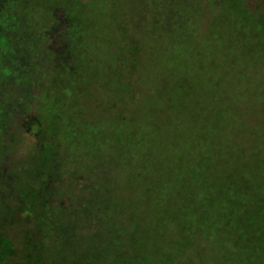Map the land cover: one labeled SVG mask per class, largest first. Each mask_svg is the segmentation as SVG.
<instances>
[{
	"label": "rangeland",
	"instance_id": "374dc122",
	"mask_svg": "<svg viewBox=\"0 0 264 264\" xmlns=\"http://www.w3.org/2000/svg\"><path fill=\"white\" fill-rule=\"evenodd\" d=\"M132 2L140 6V25L159 15L153 24L163 39L176 35L169 30L175 16L179 23L191 19L180 29L186 33L181 39L184 48L203 47L197 54L205 50V35L225 5L224 0H161L160 5L130 0L129 5ZM240 2L254 25H262L260 33L250 25L245 32L250 34L240 40L249 46L258 43L251 48L263 56L256 58L243 47L246 54L241 57L247 64L240 67V81H233L235 109L219 128L218 147L208 158L204 149H192L188 158L176 159L188 143L182 136L190 131L166 117L173 123L161 124L158 132L162 138L155 148L161 167L156 171L149 157L69 146L58 129L29 133L36 115L45 119L71 89L77 92L71 99L78 117L100 119L99 108H90H95L93 90L81 92L90 82L85 64L99 57L84 45L89 25L95 20L101 24L100 0H74L73 18L66 16L67 6L56 1L42 3L40 10L34 2L23 1L15 6L14 17L9 0H0V241L14 245L12 260L25 253L24 235L44 239L25 257L36 264H217L227 253V264H234L245 246L258 244L264 252V0ZM190 32L195 36L187 42ZM221 35L229 36L226 31ZM184 48H166L169 56L164 52L146 73L138 68L131 82L132 110L145 109L153 83L161 79L156 74L177 76L191 69L189 62L182 64ZM172 54L176 58H170ZM103 109L117 115L114 107ZM199 164L204 181L197 178ZM202 197L211 201L205 212L218 222L215 231L204 232L188 217L199 209Z\"/></svg>",
	"mask_w": 264,
	"mask_h": 264
},
{
	"label": "trees",
	"instance_id": "16d2710c",
	"mask_svg": "<svg viewBox=\"0 0 264 264\" xmlns=\"http://www.w3.org/2000/svg\"><path fill=\"white\" fill-rule=\"evenodd\" d=\"M23 1L34 2L35 6H32L37 10H40L39 7L44 3L56 1L58 4L67 6L65 8L66 16L73 18L71 8L74 6H71L70 3H73L74 0H9L12 16L17 15L15 6L18 7ZM152 1L158 5L161 4V0ZM171 2L173 3V1ZM238 2L239 0H224L225 5L223 4L224 6L220 8V16L212 24L214 31H208L205 35V50L203 53L197 54L203 47L189 45L184 48L183 39H181V33L182 35L186 33L180 29L191 19L186 18L179 23L180 20L178 21L176 16L173 17L175 23L169 30L173 29L177 33L163 39L159 33H155L153 24L154 22L158 23L159 15L155 16V21H144L140 25V6L137 2H132L130 6V0H100L98 11L102 16L101 24L95 20L93 24L89 25L91 30L88 31V40L84 45L99 57L97 58L96 55L91 59V62L85 64L88 68L87 81L92 83H86L87 90L82 89L81 91L88 93L90 89L93 90L95 108H90L94 110L99 108L97 111L101 116L100 119L93 116L87 120L78 117L80 112H78L77 104L71 99L77 92L71 89L64 92L65 98L62 105L59 102L58 106L47 113L45 119L36 115L29 123V133L38 135L45 132L47 128L58 129L60 136L69 146L76 145L77 148H87L91 152H98L99 149H112L113 152H116L115 155L121 157L124 152H130L137 158L149 157L148 159L153 160L152 168L159 171L161 156H157L159 152L156 151L155 145L162 137L158 132L161 129V124L169 122L166 117L172 116L173 120L181 122V128L190 131V134L182 136L188 137V143L180 139L179 142L185 143V145L182 148V153L179 157L176 156V159L188 158L192 149H204L206 158L210 157L213 150L218 147L219 128L225 127L229 111L235 109L236 94H233L235 85L233 81L236 83L238 79L240 81L241 72H243L240 67H245L244 64H247L245 58L241 57L246 54L243 47L246 48L247 53L251 51L256 58L263 56L261 51L257 53L256 49L252 50L251 48L258 43L248 42L251 43L249 46L246 44L247 40L245 42L240 40V36L250 34L245 32L250 25H254V22L245 12L243 3ZM258 23L257 27L256 24L254 25L253 30L260 33L262 25L259 26ZM95 29L96 34H93L92 31ZM225 31L232 37L231 39H227L229 36L226 38L221 35ZM194 34V32H190L187 35V42L195 36ZM214 42H218L219 45L215 46ZM178 46L181 49L184 48L186 60L182 64L186 61L189 62L191 69L180 70L177 76L173 73H167L165 76L163 74L160 76L161 73L156 74L161 79L160 82L157 80L153 83L152 98L147 100V106L141 111L140 109H143L141 106L138 108L139 111L132 110L131 103H134L135 96L131 82H133L134 73L138 71V68L145 70L146 73L154 60L164 57V52L169 56V51H166V48H177ZM231 51L239 52L240 56H230L229 52ZM176 53L183 56L179 52ZM170 58L176 57L172 54ZM205 63L208 64L206 68L203 67ZM124 73H128L126 80ZM112 107L117 109L118 116L116 114L109 116V112H105L103 109L112 110ZM101 110L102 113L104 112L103 115H101ZM207 131L210 132V135H207ZM169 168L171 165L168 168L163 167L165 170ZM196 168L198 180L204 181L206 174L203 166L199 164L196 165ZM167 179L164 181L167 182ZM203 187L208 190L206 185ZM209 202H211L209 199L203 198L199 209H194L195 211L191 212L192 215H188L194 223L197 221L200 227L202 226L204 232L215 231L217 230L215 227L218 225L216 220L214 221L213 218L210 219L206 215L208 212L205 211H207ZM186 228H190L189 223H186ZM44 234L42 237L45 236ZM0 239L2 238L0 237ZM34 239L30 235L23 236L25 253L22 252V258L18 261H15V258L11 259L14 257L12 242L0 241V264H36V261L33 263L25 258L29 253L27 252L30 250L29 248H36L37 241H44V239ZM240 251H242V256L233 258L235 259L234 264H264V252L259 249L258 244L245 246ZM229 254L231 253L221 254V259L217 264H227L226 259L231 258ZM161 264L170 263L163 261Z\"/></svg>",
	"mask_w": 264,
	"mask_h": 264
}]
</instances>
